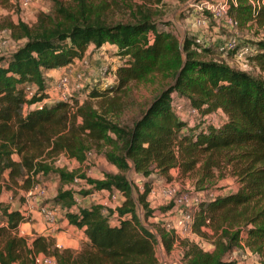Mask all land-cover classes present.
<instances>
[{
	"label": "trees",
	"instance_id": "obj_1",
	"mask_svg": "<svg viewBox=\"0 0 264 264\" xmlns=\"http://www.w3.org/2000/svg\"><path fill=\"white\" fill-rule=\"evenodd\" d=\"M50 1L51 11L37 12L32 23L17 17L3 26L12 41L22 43L0 55V264H34L39 254L55 264H158V241L145 223L154 213L146 179L155 172L167 179L173 168L197 170L201 186L227 167L239 189L201 199L192 223L200 236H206L204 227L213 230L214 248L207 252L186 242L181 264H237L226 257L242 241L264 264V77L212 57L196 37L179 41L171 31L158 29L150 8H138L134 20L123 23L108 18L106 0ZM255 1L229 0L227 13L238 28L264 27V8ZM106 43L116 47L113 54L119 57L113 86L88 88V100L74 111L66 102L33 107L46 97L51 80L46 70L64 67L82 58L88 47ZM252 47L251 60L264 72V41ZM151 74H167L171 83L129 124L118 121L129 84ZM27 85L35 90L30 99ZM176 96L196 111V124L176 115ZM216 113L224 117L214 124L209 118ZM93 150L116 172L92 179L54 164L63 154L81 165ZM127 171L145 180L142 191L134 189ZM49 176L60 184L53 203L67 225L84 235L77 251L57 248L51 236H18L27 218L1 201L4 191L28 192L40 177ZM75 178L87 186L76 193L81 197L100 191L121 195L117 223L109 222L101 205H77L75 192L64 188ZM160 230L169 249L172 238Z\"/></svg>",
	"mask_w": 264,
	"mask_h": 264
},
{
	"label": "rangeland",
	"instance_id": "obj_2",
	"mask_svg": "<svg viewBox=\"0 0 264 264\" xmlns=\"http://www.w3.org/2000/svg\"><path fill=\"white\" fill-rule=\"evenodd\" d=\"M106 1L109 4L108 18L113 22H131L132 20H134V16L136 15L138 8H150L155 13L154 18L158 21V29L171 31V33L174 34L179 41L183 40L184 35L187 33L186 29L189 26L195 29H200L193 25V20L192 22H188V24L187 22L182 21L184 18L188 19L190 14H195L194 6L197 0H191L190 3H186L187 0H161L160 3H154L150 0ZM38 2L41 5L42 10H30L32 12L30 17L31 19H27L29 13L26 14V20H28V22L30 21L29 23L33 22V18L35 19V15L37 12L43 11L48 13L51 11L52 3L50 0H38ZM0 12L1 31L5 23L10 21L12 17L14 18V21H16V17L19 15L17 0H0ZM194 16H197V13L193 15V18ZM176 19L181 23L180 26L176 25ZM212 26H216L214 21H210L206 29L210 31ZM225 31L226 29L224 30L223 28H220L217 34L224 36V34L226 33ZM237 33L240 42L248 44L250 46L264 41V27H257L255 25L250 29L238 28ZM202 37L206 40L205 44H207L208 46H212L210 42L212 36L206 33H202ZM2 41L3 38L1 36L0 55H3L6 51V48L12 46V43H14V41H12L8 44V46H4L1 44ZM110 53V49H108V51L96 53V56H98L99 60L101 61L99 65H97V67H94V61H97V59L93 60L91 57H88V59H86V62L77 64V66L73 65L72 68H70L72 71L71 83L72 87L74 88L73 95L81 93L86 88H105L114 85L115 82H113L112 76H108L107 74L103 75L101 73V70L104 67L107 66L109 68L117 64L116 58L114 57V59L112 60H109L108 58L106 59L107 54ZM254 53L255 51L253 50L252 55H254ZM205 56V59L209 58L207 55ZM223 61L225 63L232 62L231 58H224ZM249 61L252 71L251 73L253 75L264 77V72L260 70L258 63L251 60V57L249 58ZM57 78L58 76L54 79H51L48 82V85L51 82L53 83V81ZM170 83L171 79L167 74H151L147 75L146 78L140 81L131 82L129 84L126 95L122 98L124 108L118 115L117 120L129 124L131 120L135 118L141 110L145 109L152 101V99L163 89H165ZM77 85L81 86L82 88L77 89ZM51 94L53 96L54 93ZM86 100H88V96L85 100H83V102ZM174 104L180 105L178 106V108L173 107L176 115L180 119H182L183 121H187L190 125H194L197 123V121H199L197 114L189 111V107L183 98H179L176 96ZM78 106L80 105H77L72 110L74 111V109H76ZM220 117V113H216L212 115L209 120L211 123L217 124L221 120ZM57 165L59 167H64L68 171H77V175H86L87 177L92 179H97L98 177L94 173H112V170L115 169H109L110 165L104 160L103 156L98 150H93L92 156L89 157L88 160L84 162V164L80 165L76 161L69 160L64 156V158H62V160ZM230 169V167H227L219 172H215L214 177L211 180L204 182V184L201 186L197 183L199 179V172L197 170L188 173H182L178 168H173L171 169L172 175L168 176L167 179L161 178L156 172L148 177L149 182L152 179L153 181H159V186L153 189L154 193L150 194L149 197L147 196V201L150 208L152 207V209L154 210V215L148 218V222L145 221L158 241L154 248L155 257L158 264H181L186 251V242L197 245V247L202 249L203 251L211 252L213 250V242L215 237L213 236V230L210 227L202 228V230L206 233V236H200L198 233L194 232L192 228L191 229L193 234L189 233L188 231L182 232L180 230H173L174 225L172 222V217H175V215H178L185 209L192 210L191 204L195 200L209 199L214 195H224L237 191L240 185L238 179L231 174ZM125 175L127 176L134 189L142 191L141 183L145 180L141 176H136L133 171L125 172ZM39 181L40 182L38 183V185L44 189V195L38 198L37 210L41 205L45 203L54 206L55 204L53 203L52 199L56 195V190L58 189L60 184L57 182V179L52 176L40 177ZM168 184L176 186V198L186 196L190 199L191 204L185 208L175 204V202L173 201L165 202L164 200H161V191ZM70 187L75 191L87 188L84 180L81 179L77 183L71 182L64 185L65 189H68ZM24 193L26 192H23L18 188H14V190L10 191H4L1 200L4 205L9 206L11 209L22 210L24 200L26 199L24 197ZM93 194L85 197H81L78 195V203L82 207L101 205L104 208H108L109 204H114L113 202L116 201L115 199H112L108 196L105 197L101 195L99 192H95V194ZM162 209L165 212L167 211L169 213L167 215H164V212H161ZM61 214L62 213L58 211L56 219L60 220ZM160 229L164 231L163 233L168 234V238H172L169 249H166L165 245L162 242V232ZM175 231L177 232V234L175 233ZM21 237L32 238L34 236L31 237L23 235ZM243 238H245V236ZM249 253L250 255L252 254L251 251L245 246V242L242 241L241 247L235 250L233 259H236L235 261H239L242 260V258H245L246 264H260L258 257L254 256L253 254L252 255L254 257L250 256ZM230 257H232V254L226 257V259L229 260Z\"/></svg>",
	"mask_w": 264,
	"mask_h": 264
},
{
	"label": "built area",
	"instance_id": "obj_3",
	"mask_svg": "<svg viewBox=\"0 0 264 264\" xmlns=\"http://www.w3.org/2000/svg\"><path fill=\"white\" fill-rule=\"evenodd\" d=\"M36 0H17V8L19 10V17L22 21L28 22L26 20V14L30 11L32 4H34ZM257 7H263L264 8V0L255 1L253 3ZM194 6V5H193ZM195 11L197 13V16H194L193 18V25L204 29L207 28V25L210 21H215L218 25H220L224 30L226 29V33L220 40L219 44L217 45V52L220 54V59L223 61L225 58H231V63L229 64L231 67L236 68L241 71L249 72L251 73L250 68V61L249 57L253 53L252 46L248 44H244L240 42L238 39V27L237 23L228 15V8H229V0H197L195 2ZM25 17V19H24ZM2 36L3 41L2 45L8 46L9 43L12 42L9 31L3 30L0 33V37ZM196 43L199 45L207 48L208 46L205 44V41L202 39V37L198 36L196 37ZM119 57H116V62L118 63ZM116 65L111 67H104L101 70V73L103 75L107 74L108 76H112L113 82L116 80L115 76V69ZM72 65H70L61 75L58 76L57 79L51 82L49 85H47V88L45 90L46 97L41 101L33 105V107H36L38 109H41L45 105L54 104L56 102H66L69 104L70 109L72 110L77 105H81L83 100L87 98V90L86 88L84 91H82L79 94L73 95L74 88L72 87L71 83V69ZM81 86L77 85V89H81ZM34 88L27 85L25 89L26 98L30 99L34 94ZM51 93H54L53 96ZM77 95V96H76ZM180 105H176L173 103V107H177ZM189 111L196 114V111L189 108ZM214 115V114H213ZM212 117V115L210 116ZM93 152H88L85 158V161L88 160L89 157H91ZM63 154H60L54 161V164L58 166L57 164L64 158ZM84 161V162H85ZM84 162L82 164H84ZM80 179L75 178L73 180L74 183H77ZM82 180V179H81ZM68 189H71L68 188ZM74 193V198L78 206H81L78 203V195L76 194L78 191H75L74 189H71ZM176 186L172 184H168L163 188L161 191V200H164L165 202L173 201L175 204L182 206V207H188L191 204V201L188 197L182 196L179 198H176ZM154 190L150 189V192L148 195L153 194ZM95 194V193H94ZM93 194V195H94ZM44 195V189L41 188L38 184H36L31 190L26 192V196L30 199L32 198H39ZM112 199H115L116 201L113 202L114 204H109L108 208H104L102 210V213L111 224H115L118 221L117 213L115 212V208L118 206L120 201L117 200L116 197H113ZM200 200H195L192 205V210L185 209L183 212H181L177 217H175L173 221V230H180V231H188L189 233H192V223L194 220V212L196 209V206ZM61 211V209L54 205H49L47 203L41 205L37 212L41 216L42 220L45 222L46 225H48L50 228L53 227L56 223V215L57 212ZM177 234V232L175 231ZM235 251L232 253V257H230L229 260H234L233 255ZM250 255V253H249ZM250 256H253L252 254ZM254 257V256H253ZM256 259V258H255ZM236 260V259H235ZM234 260V261H235ZM257 260V259H256ZM237 264H246L245 258H242V260L236 261ZM34 264H55V261L53 258L44 256V255H37L34 258Z\"/></svg>",
	"mask_w": 264,
	"mask_h": 264
},
{
	"label": "crops",
	"instance_id": "obj_4",
	"mask_svg": "<svg viewBox=\"0 0 264 264\" xmlns=\"http://www.w3.org/2000/svg\"><path fill=\"white\" fill-rule=\"evenodd\" d=\"M190 1L191 0H187L186 3H190ZM33 9L34 10H37V9L38 10H42L41 5L39 4L38 0L34 4H32L30 10H33ZM28 13H29V16L27 15L28 16L27 19H31L30 17H31L32 12L29 11ZM194 13L196 14L195 10H194ZM195 14H190L188 19L184 18L182 21L187 22V24H188V22H192L193 15H195ZM17 17H19V15ZM17 17H16V19H17ZM11 20L14 21V18L12 17ZM33 20H34V18H33ZM175 23H176L177 26L181 25V23L177 19H176ZM215 24H216V26H212L210 31L208 29H206V28H204V29H195V28L189 26L186 29L187 33L184 35V37H186V36H193V37L200 36V37H202V33H206V34L212 36V38L210 40L212 46H210V45L208 46L206 44L208 46L207 48L212 52V54H211L212 57L220 58V54L217 52L216 48H217V45L219 44L220 40L223 37L220 34H217L218 30L220 28H222V27L220 25H218L216 22H215ZM3 30L4 29H2L0 31V33ZM202 39L204 41H206L205 38L202 37ZM21 43H22L21 41L12 43V46L6 48V51H5L4 54L12 53L17 48V46L20 45ZM108 49L111 50V53L107 54L106 59L108 58L109 60H112V59L116 58V55L113 54L115 52V50H116V47L114 45L106 43V44H104L102 47H100L98 49H95L93 47H88V49L85 51V53H84L82 58L74 59V61L72 63H70V64H68V65H66L64 67H61V68H58V69H53V70H46L44 73H45V75L47 77H49L51 79H54L57 76H59L60 74H62L70 65L77 66V64H82L83 62H86V59H88V57H91L93 60L97 59V61H94V67H97V65H99V63L101 61L99 60L98 56H96L97 55L96 53H101V52H104V51H108ZM220 115H221L220 119H223V117H224L223 114L220 113ZM109 169L112 170L113 167L110 165ZM112 172H115V169L112 170ZM94 174L98 176L97 179H101L103 177V174H97V173H94ZM171 175H172V170H170L168 172V176H171ZM160 177L164 178L162 176H160ZM146 180H148V179H146ZM158 183H159V181H155V180L153 181V179H152L150 181L151 189H154L157 186H159ZM99 193L101 195L105 196V197L106 196H108L110 198L116 197L117 200L120 201V202L123 200L121 195L119 193H117V192L110 193V192H107V191H100ZM24 194H25L24 197L26 199L24 200V203H23V207H22L23 211L21 209H19V210L23 213V215L27 219H26V221L24 223H21L18 226V232H17L18 236H23V235L24 236H31V237L35 236V235L51 236L54 239L55 246L57 248H65V249H71V250L77 251L81 247V243L85 241L83 233L80 230L67 225V221L64 219L62 211H60L62 213L61 214V219L60 220L56 219L55 225L50 228L48 225H46L43 222L41 216L37 212L38 199L37 198L30 199V198H28L26 196V193H24ZM148 197H149V195H148ZM151 209H152V207H151ZM168 213L169 212L166 211V212H164V215H167ZM178 215H175V217H177ZM175 217H172L173 221H174ZM147 222H148V219H147ZM0 225H4V223L1 222Z\"/></svg>",
	"mask_w": 264,
	"mask_h": 264
}]
</instances>
